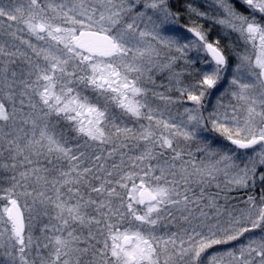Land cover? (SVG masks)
Returning <instances> with one entry per match:
<instances>
[{"label":"snow or ice","instance_id":"snow-or-ice-1","mask_svg":"<svg viewBox=\"0 0 264 264\" xmlns=\"http://www.w3.org/2000/svg\"><path fill=\"white\" fill-rule=\"evenodd\" d=\"M0 264H264V0H0Z\"/></svg>","mask_w":264,"mask_h":264}]
</instances>
